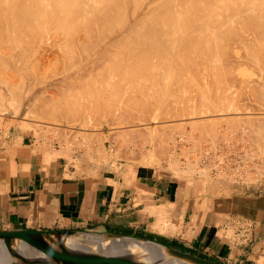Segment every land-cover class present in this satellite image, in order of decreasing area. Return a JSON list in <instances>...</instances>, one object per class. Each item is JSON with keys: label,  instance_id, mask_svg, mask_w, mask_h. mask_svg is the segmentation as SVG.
Listing matches in <instances>:
<instances>
[{"label": "rangeland", "instance_id": "374dc122", "mask_svg": "<svg viewBox=\"0 0 264 264\" xmlns=\"http://www.w3.org/2000/svg\"><path fill=\"white\" fill-rule=\"evenodd\" d=\"M95 1H97V0H95ZM125 1L124 2L127 4H128L127 1H129L130 2L129 6L131 7L132 2L130 0H125ZM138 1H139V5H140V3H141V5H144L146 0L145 1L142 0L141 2H140V0H138ZM22 2H24V1L21 0V3ZM124 2H122V4H121L122 8L125 7ZM18 3H19V1H18ZM134 3H136V2H134ZM133 4H132V6H133ZM129 6H127L126 8L130 9ZM118 9H120V8H118ZM127 9L125 11H123V9H122L123 14L124 15L129 14V16H130L132 10L130 9V11H129ZM115 13L114 14L117 16L119 15V13H120V15H122L121 12H119V10L117 12L115 11ZM114 14H112L113 16H111L112 20H113V18H114V20H115V18H117V17H115ZM93 16L95 18L94 14H93ZM120 17H122V16H120ZM48 20H49V22H56L57 21L56 19H55V21H53L54 19L53 20L48 19ZM49 22H48V24H49ZM57 22H59V21H57ZM115 22H117V21L115 20ZM111 23H112V21H111ZM23 27L21 28L22 31H23ZM28 27L29 26H26L24 28L25 31H24V34H22L23 36L24 35L26 36V39H28L27 37L29 36V35H27L28 32L26 31V30H28V29H26ZM247 29L250 30V28H247ZM244 30H246V29H244ZM29 31H30V28H29ZM19 32H20V30H19ZM25 32H27V34ZM50 32L53 33L54 31L49 30V33ZM22 35L19 37L17 36V38L20 39V37H22L25 39V37H23ZM8 38H7V40H8ZM10 39L14 40V39H16V37L10 38ZM19 39H18V41H19ZM21 39H20V41H22ZM24 39H23L24 43L20 42V44L25 45V43H26L27 46H25V47H28L26 49H23L25 47L22 46L21 50H23V51L26 50L25 52L27 54H25V55H23L25 52L22 53L21 50H20V52L22 53V55L18 51H16L19 49V46H20V44H19V46L17 45L19 43V42H17V40L16 41L8 40V43L12 42V44H14V42H16L15 45H17L18 49L13 48L14 50H12V51L9 49V48H11V46L8 47L9 45H7V43L5 42L7 45V46H5V47H7V49L5 48V51L8 50V52L7 51L3 52L4 48H2V46L5 45V43H1V41H0V43H1L0 44L1 45L0 52L1 51L3 52V53L2 52L0 53V55H1L0 58H3L5 60V61L3 60L4 61L3 65L0 64L1 65L0 66V77H3V78L7 77L4 80H3V78H2V80H0L1 81V85H0L1 88L0 89L4 93L3 94L2 91H0V130L3 127L13 126L14 124H16V125H19L18 128L21 131H23L27 134H31L34 137L50 139L54 142H58L60 147H62V148L65 147L66 151L64 152V154H68V155L82 154L83 156L88 155L89 157L86 156L87 159H89V161L96 159L97 165H100L102 162H107L109 160H114V161L117 160L118 163H128V164H131L135 167L146 168V169L150 170L151 173H153L154 175H156L158 177H165V178H167L173 182H176V183L178 182V184L180 183L179 185L181 186L182 190L184 191L186 197L189 196L191 190H193L195 192L194 188H197V186L199 189L197 188V192H195V193L198 195L199 199L201 197H206V196H211V197L220 196L221 192H222V189H221L222 185H227L229 187H231L233 185H238L239 187L244 186V190L247 193H254L256 190L254 188H251V186L264 182V146H263V144H264V141H263L264 140V101L263 100H262L263 102L257 101L256 98H253V96L255 97V95H253L254 92L250 91V89L251 88L253 89V87L250 86L251 87V88L249 87L250 89L247 88V86H249V84H252L254 79H257L259 76H261V74H263V72L260 68L257 67L258 65H257V62H255L256 60L253 62L252 59H254V57L252 55H251L252 59L251 58L250 59L257 66H254V65H253L254 67L251 66V64H253V63L248 61V60H250L249 58H248V60L244 58L246 61L244 59L242 60V61H245L246 63L249 62L247 65H245L246 64L245 62L240 61L241 58H239L240 63H242V64L245 63V64L243 66H241V64L238 63V64H240V67L238 64H235V66L237 68L234 67V65H233V71H232V68L231 69L228 68V70H226L228 76H226V74H224L225 70L222 67L221 71H223V70L224 71L221 73H223L225 75V77L223 76V79L224 78H225V80L227 79L225 82H222L223 81V79H222V81H221L222 83H220V81L218 82V80H220L219 78L222 77V75L220 77H218L221 74L219 70H217L219 73L218 72H211V74L215 73L214 76H216V73L218 74L216 76V77H218V79H216L215 81H213V79H215L216 77L214 78V76L212 77V76H210V74H208V76H205L210 71H208V70L206 71L205 68L200 66V65H199V67L203 68L204 71H203V69L202 70L199 69V67H197V69H195V70H198V71L200 70L199 71L200 73L195 72V70H194L193 75L195 73L198 75V77L196 76L197 77L196 80L194 77L196 74L193 76L192 73H191V75L189 74L190 75V76H188L189 79L185 80V79H187V76H186L185 72H183L186 77L184 76V74L181 75L182 77H185L184 79L181 77L182 82H184V81H186V82L184 84L182 82L180 83L182 85V88L180 86L181 91L179 90V87H177V85H174L176 87V89L178 88L177 89L178 92L177 93L175 92V94L180 95L183 92L186 95H190V97L195 96L193 98H190V99H192V101L188 103V101H190V100H188L186 102L187 98L186 99L184 98V100H185V103H184L183 102L184 100L181 101L178 99V96H179L178 95L176 97L180 103H177L178 102L177 99L172 98L173 96L175 97V94L172 93L173 89H170V88H173L174 86L173 87L171 86L169 88V90H166L165 91L166 93L165 92L162 93V95H165V96H163L161 103H159V104L157 103L158 105L154 102H153L154 104L152 105V100L150 102V98H149L150 94L148 93L149 96H147V93H145L147 99H146V97H142V99L145 98V99H143V100H145L144 101L145 103L147 102L146 100L149 99L148 103L150 102L152 107L154 108L153 110L151 109V111H152L151 114L149 113L150 110H149L148 114H145V113L141 112L142 109H140L141 110L140 111L139 109L136 108L138 105L135 108H134V106L133 107L131 106L130 108L127 107L126 103L124 102V99H122V98H124V97L126 98L125 94H128L129 92H131V90L125 89V87H121V89H119L120 93H119V95H117L118 97H114L111 95H110L111 96L110 97L109 94H108V96H109L108 97L106 95L108 92L107 91L106 94H104L101 97L102 99L100 97H97V96L94 97L95 94L93 96V94L90 93L89 91L86 92L87 89L84 87H83V89L75 88L76 90L73 89L74 92H72V95H73V93H77L74 95L76 96V100L79 99L78 101L80 102V104H78L79 102L74 100L75 97L74 96L71 97V94H70V92L72 91L71 88L69 89L68 87H66L68 85V83L66 85H65V83H63V82H67V81L71 82L76 77L86 74L85 69L75 71L76 69L75 68H74L75 70L73 69L74 66L70 67L71 65L69 62L71 60H74V63L72 61H71V63H73L74 65L77 64L75 67H78L80 65L79 59L78 60L72 59V58H74L73 56H75V53L73 51L71 52V50H69V49L68 50L71 53H69V51L65 52L67 47L64 46V47H62V49L63 50L65 49V50L63 51L61 49L62 52H65L66 54L69 53L71 55H69V54L66 55L65 53H62L61 50L58 49L57 47H55V49L52 48L53 52L48 53V54H44V48L49 47L48 44H43V47L39 51L36 52L37 49H35V48H37V47L35 46V44L33 43L31 45L32 41H28V40L26 41V39L25 40ZM262 40H264V35L262 36ZM28 42H31L29 44V45H31L30 46L31 49H32V46L34 45L33 48L35 50L34 52H36V53L31 52L32 50L29 49ZM260 42H261V40H260ZM262 44L264 45L263 42L259 43V46ZM15 45H12V47H15ZM259 48H261V47H259ZM263 49H264V47L261 48V50H263ZM237 50L240 51V49H235L234 53H236ZM232 51H234V50H232ZM242 51H240V52H242ZM59 52H61V53H59ZM79 52H80V50L79 51L77 50L76 55H77V57L81 56L80 60L85 59L84 56L82 58V53H83V55L89 53V52H83L82 51V53L80 52L81 53L80 54ZM240 52H239V55H237L238 57L240 56ZM4 53L5 54L10 53V57H9V55H7L8 57L4 56L5 57L4 58L3 57ZM218 53L219 52L216 53V56H220L221 60H222V56L219 55ZM247 53H250V52H247ZM13 54H15V55H13ZM18 54H19V56H18ZM62 54L63 55L65 54V56L61 57ZM241 54L247 58V56L244 55V54H246L245 49H244V54H243V52ZM88 55H90V53ZM88 55H85V56H88ZM213 55H215V54H212V56ZM225 55H227L225 57H229L231 54L229 53V55H228L226 53ZM17 56L19 58L21 57L20 58L21 61L19 60V58ZM67 56H68V58L64 59V57H67ZM69 56L71 59L69 58ZM119 56L121 58V59L119 58V60L122 61L124 58L121 56V54H119ZM192 56L194 57V55H192ZM204 56H207V55H204ZM233 56L237 57L236 54H232L230 57L232 58ZM243 56H241V57L243 58ZM248 56H250V55H248ZM14 57H15V59L17 58L18 61L13 60ZM114 57L112 59H114ZM196 57H199L198 54L193 59H195ZM235 57L232 59L234 60ZM10 58L15 63L9 62L8 59L10 60ZM116 58H118V57H115V59ZM215 58H214V60H220L219 58L218 59H215ZM231 58H230V61H228L227 63L225 62L226 60H224L225 66H226V64L230 65L231 60H232ZM61 59L66 60L67 63L64 61L66 64L69 63V65H68L69 70H70V68H72L73 70L72 69L70 71H68V69L65 70L67 68V66L65 63H64V65L62 64L63 61L61 63ZM67 59H68V61H67ZM131 59H132V57H131ZM211 59H212L211 61H213V57ZM75 60H77V63ZM107 60H109V59H106V61ZM221 60H220V62H221ZM227 60H229V58ZM235 60L238 61V59H235ZM103 61H105V60H102V63H104ZM237 61L234 63H237ZM16 62H17V64H16ZM81 62H82V60H81ZM216 62L219 63V61H216ZM0 63H2V60ZM10 63H11V66H10ZM218 63H217V65H219ZM5 64H7L9 66L7 67V65H5ZM232 64H233V61H232ZM12 65H13V67H12ZM96 65L98 67L95 66L93 68L96 71L99 67L103 66V68H99V70H98L99 72L103 71L102 69L107 67V65H106V67H104V65L99 63V62H97ZM14 66H16V68ZM221 66H223V65L221 64ZM109 68L107 67V69H109ZM100 69H101V71H100ZM110 70H112V69H110ZM110 70H107L108 73ZM114 70L110 71L112 76H110L108 73H105V72L104 73L109 75L110 77L115 78L113 76ZM96 71L93 70L94 73H98V71L97 72ZM201 71L207 72L204 74L205 77L204 76H203L204 78L202 77V79H205V81L207 83H208V79L211 77L210 79H212L211 80L212 82L209 79V81H210L209 85L207 83H206L207 85L205 83H203L204 82L203 80H201V81H203L202 83L200 80H198L199 74H200L199 79H201ZM229 72L231 74L232 73L233 74L231 75ZM229 74L231 75V77ZM96 75H98L97 77H99L100 73H98ZM107 75H105V76H107ZM116 75H118V74H116ZM232 76H234L235 79ZM101 77H103V73H102ZM206 77H208V79ZM8 78L9 79L11 78L10 81L13 84L10 81H7V82L5 81V80H9ZM19 78H20V80H19ZM115 79L113 80V83H114ZM118 79L121 82V79L119 77H118ZM229 79H232V81L233 82L235 81V82L233 83ZM12 80H14V82H16V83H14ZM248 80H251L252 82L248 81ZM259 80H261V77L259 78ZM3 81L6 82V84H4ZM18 81L21 82V85L19 84V86L21 87L19 89H21V90H19V89L17 90V91H19L20 96L18 95V92L16 90H15V92L14 91L9 92V90L6 86L7 84H8V87H9V84H11V85L17 84L18 85V83H17ZM216 81H217V86H216ZM122 82H124V81H122ZM213 82H215L214 83L215 85L213 84ZM245 82H247V83H245ZM115 83H116V81H115ZM210 83L213 85H211ZM218 83H220V84H218ZM256 83H257V81H255V84ZM103 84H102V86H103ZM245 84H247V85H245ZM22 85H23V87H22ZM119 85L120 84H118V86ZM122 85H123V83H122ZM203 85H206V87ZM252 85H254V83ZM19 86H16V87L18 88ZM175 87H174V91H175ZM5 88H7V89H5ZM64 88L69 89V91H70L69 96H68V93L61 92V90L63 91ZM65 89H64V92H65ZM68 89H66V91ZM83 91H85V92H83ZM169 91L173 94V96L171 93H170V95L167 93ZM6 92L8 94H6ZM12 92H14V93L17 92V95H18V96H16L17 99L14 98V100H13L12 96L14 93L12 95L10 94ZM60 93H61V95L65 94V96L69 97V98H66V100L72 98V101L74 100L75 103H77V104H74V102H72L71 100H69V102L71 101L70 102L71 104L69 102H65V100H64L65 96L64 95H62V96H64V98H62L64 101H62V99H59L62 97L60 95ZM108 93H110V92H108ZM183 93H182V95H180L181 99L184 95ZM208 93H210V94H208ZM249 93H250V95H249ZM131 94H134L133 91ZM138 94L140 95V93H137L136 95L139 96ZM167 94L169 95V98H170V96L172 98V99L167 98V104H169L168 106H166L167 104L165 105V102H166L165 97L167 96ZM251 94L253 96H251ZM105 95L107 96L108 99L112 98V97H114V99L113 100L109 99V101L107 100L108 102H106L105 99H107V98H104ZM7 96H9V97H7ZM14 96H15V94H14ZM4 97H5V100H4ZM57 97H59V98H57ZM186 97H189V96H186ZM221 97H223V98H221ZM94 98H96V99L99 98V100L97 99L98 102ZM27 99H29V100H27ZM57 99L60 100L59 101L60 103L59 104L57 103V105H56L55 102H58ZM143 100L141 102H143ZM172 100H174V101H172ZM175 100H176L177 104L174 103ZM120 101H121V103H120ZM168 101H171V102L168 103ZM61 103H62V105H61ZM67 103H68V107L70 105H73L75 107L78 105L76 108L75 107L72 108V106H70L71 107L70 109H72V110L75 109L74 112H76V111L79 112V114H77L78 112L76 113L77 116H75L74 118L71 119V118H66L63 115H54L55 113H57L59 111V110H57L59 108L60 109H62V108L67 109V105L65 107V104H67ZM122 103H125L124 105H126L127 109L123 108L124 106H122ZM148 103H147V105H149ZM155 104L157 105L156 107L154 106ZM188 104H190L192 107L190 108L189 107L190 105H188ZM120 106H122V108ZM162 106H164L165 109H163L164 107H162ZM119 107L124 110V113H123V110H120ZM78 108H79V110H78ZM177 108L178 109L185 108V109L189 110L190 112H192V110L194 112H192V114H191L189 111H187V112L185 111L186 113H189V114H186L184 112V114H186V116L182 112V114L184 115L185 118H183V116L181 115L182 116L181 118L174 117L175 119L178 118L175 120V119H173V117H172L173 115L171 116V114H174V113L176 114ZM118 109L120 110L119 112H118ZM162 109H163V111H162ZM175 109H176V112H175ZM181 111H184V110H181ZM195 112H197V113L200 112V113L196 114ZM162 113H164V114H162ZM165 113H167V114H165ZM177 113H179V112H177ZM194 113L196 115H194ZM124 114L127 116V117L125 116L127 119H124L125 121L120 123L119 122L120 116L121 115L124 116ZM241 114H243V115L240 116ZM178 115H180V113ZM178 115H176V116H178ZM197 115H199V116H197ZM244 115H246L247 118ZM248 115H249V117H248ZM144 116H146V117H144ZM170 116H171V120H169V118H168ZM194 116H196V117H194ZM213 117H215V118L213 119ZM224 117H225V119H224ZM238 117H240V119H239L240 121L237 119ZM255 117H257V118L259 117V118L256 119ZM191 118L193 120H190ZM250 118L253 121L255 119L254 122H257V123L261 122L260 127L262 126V128H263L262 132H261V129L258 126H256L257 124L254 123L253 121H251ZM262 118H263V120H262ZM199 119L207 120L208 122L202 121L203 123L205 122V124H204V126H201L200 125L201 120H199ZM222 119H224V120H222ZM226 119H228V121H230V122L233 121V123L229 122V124H227L228 122ZM244 119L247 121H245ZM188 120H190V121H188ZM225 120H226V123H225ZM256 120H258V121H256ZM121 121H123V120H121ZM192 121H194L193 125L195 127L192 125V129H190ZM213 121H215V122H213ZM196 122L197 123L200 122V123H198L199 126H198V124H196ZM163 123H164V125H163ZM167 123H169L170 126H168L169 124H167ZM253 123L255 124V126L254 125H251V126H253L255 130L257 129L256 131L254 130L255 134L253 131V135H256V136H254L255 137L254 139L256 142L252 140L253 135L251 134L253 128H251L250 124H253ZM175 124L176 125H179V124L185 125L186 124L184 126L185 129H184V127H181L179 129L180 126L177 127ZM160 126H162V127H160ZM163 126H165V127L163 128ZM172 126H173V130H175V131L172 130ZM175 126L178 129H175L176 128ZM168 127L171 128V131L169 132L170 134L167 133V131L170 130V128H168ZM161 128H163V129H161ZM249 128H251V129L249 130ZM134 129H135V131H134ZM136 129L137 130L139 129V130L137 131ZM247 129H248V132H250V134L247 133ZM154 130H156V132H154ZM177 130H179V131H177ZM124 131L126 133H124ZM189 131H190V133H189ZM245 131H246V134H245ZM219 132H222V133H219ZM256 132H258L259 136L256 134ZM165 133H167L169 135V137ZM216 133H218V134H216ZM188 134H190L191 137ZM260 134H262V135H260ZM238 135H240V136H238ZM246 135L248 136V139H247ZM244 136H246V137H244ZM260 136H263V139ZM256 137H257V140L259 138L260 141L259 140L257 141ZM247 140H248V142H247ZM62 141L65 144V146L62 145L63 144ZM174 143H175V145H174ZM181 149H182V151H181ZM220 150L222 152H224V154H225V155L222 154L225 157V169L224 170L218 169L217 164L215 163L214 160L210 161V163H208V164L203 163V161H202V159L204 157L203 155L206 152L212 153V152L220 151ZM56 154H58V153L55 152L54 157L56 156ZM168 160H169V162L171 161V163H173L171 165H173L174 167L171 166L170 164H169L170 167H168V165H167ZM175 166L178 167V169H180V170L176 169ZM171 167H173L175 169H173V168L171 169ZM174 170H176V171H174ZM181 170H184V171L181 172ZM141 171H143V169H141ZM197 171H199V173H197ZM175 173L176 174L178 173L177 176ZM200 173H202V175ZM180 175H181V178H184L183 179L184 181H182V179L180 178L182 182L179 181L180 179L178 178V176L180 177ZM191 182L193 184H195L194 188L191 186L192 185ZM198 183H200V184H198ZM189 184H190V186H188ZM204 187H206V188H204ZM246 187H250V188H246ZM239 190H241V189H239ZM258 191H259V189H258ZM257 194L258 193H256V195ZM202 201H205V198ZM167 215H168L167 212H164L163 216L167 217ZM157 217L161 218L162 216H157ZM0 258H1V255H0Z\"/></svg>", "mask_w": 264, "mask_h": 264}, {"label": "bare ground", "instance_id": "6f19581e", "mask_svg": "<svg viewBox=\"0 0 264 264\" xmlns=\"http://www.w3.org/2000/svg\"><path fill=\"white\" fill-rule=\"evenodd\" d=\"M18 1L20 4L18 3ZM18 1L17 0H0V41H1V43L6 42L7 45H9L8 47L11 46L12 49L9 48L11 51L14 50L13 48L16 49L17 45L19 46L20 42L24 43V41H23L24 38L20 37V39L22 38L21 39L22 41H20V39L17 38V36L19 37L22 34H24V31H25L24 28L26 26H29L28 28H26V29H28V30H26L28 32V34H27V32H25L27 35H29L27 37L28 39H26L25 35L24 36L22 35V36L25 37L26 41L27 40L32 41V43L28 42L29 49L32 50L31 52L35 51L33 48L34 45L32 46V49L30 47L34 43L35 46L37 47V48H35V49H37L36 52L39 51L43 47V44L49 45V47L44 48V54H48V53L53 52V49H55V47H57L58 49L61 50L62 47H64V46L67 47L65 52L71 50V52L73 51L75 53L76 57H77V55H76L77 50L78 51L80 50L81 53H82V51L90 53V55H88L89 53L84 54V55L82 53V58H83V56L85 57V59H81L82 62L80 60L81 56H78L79 58L78 57L76 58L75 56L72 55L74 57L72 59H77V60L79 59L80 65L78 67H75L77 64L74 65L73 64L74 60H71L73 63H71V61L69 62L71 65L70 67L74 66L73 69L75 68L76 69V70L74 69L75 71L85 69L86 74L76 77L71 82H68V81L63 82V83H65V85L68 83V85L66 87H68L69 89L71 88L72 91L70 92L68 88H66V89H68L66 91V89L64 88L65 92H64V89H63V91L61 90V92L68 93V96H69V92H70L71 97L74 96L75 98L74 97L73 98L77 102H79L78 101L79 99L77 98L78 100H76V96L74 95L77 93H73V95H72V92H74L73 89H75V88L83 89V87H84L87 89L86 92L89 91L90 93L93 94V96L95 94L94 97L97 96V97L101 98L104 94H106L107 91L110 92V93L107 92V94H106L107 96L109 94V96L111 95L114 97H118L117 95H119V93H120L119 89H121V87H125V89L131 90V92H129L128 94H125L126 98L124 96H123L124 98H122V99H124V102L126 103L127 107L130 108L131 106L132 107L134 106V108H135L138 105L136 108L139 110L142 109V111L140 110L141 112L148 114V112L150 110L149 113L151 114L152 113L151 109L152 110L154 109L152 107V105L154 103L159 104L162 102L163 96H165V95H162V93L165 92L166 90H169V88L171 86L173 87L174 85H177V87H179V90L181 91L182 85L180 83L182 82V78L184 79L187 76V79H185V80H188L189 79L188 76H190L191 73L193 75L194 70L197 69V67H199V65L204 67L206 71L207 70L210 71L208 73L206 71L203 72L204 69L199 67V69H201V70L203 69V71H201V79H199L200 78V74H199L198 80H200V81L203 80L204 82L201 81V83L203 82L206 84L207 82L205 81V79H202V77L204 76L205 73H207V75H205V76H208V74H210V76L213 77L215 73L214 74L212 73L213 74L212 75L211 72H218L217 70H219L221 73L225 70L224 74H226V76H228V74L226 72V70H228V68L229 69L232 68V71H233V65H234V67H236L235 64L240 63V61H242L244 58L247 60H248V58L252 59V56L254 57V59H252L253 62L256 60L255 62H257L258 66L256 64H254L252 62V60L250 59L248 61L253 63V64L250 63L251 66L254 65V66H257L258 68H260L262 70L263 74H261L262 73L261 72L260 73L261 76H259L257 78L259 80V78L261 77V80H259V81L257 79H254L253 82L251 81L252 79L248 80V81H251L252 84L254 83V85L249 84L250 83L249 82L248 83L249 86H247V88L250 89L251 87H253V89L251 88L250 91L254 92L253 95H255V97L252 94H251V96H253V98H256L257 101H262V100L264 101V49L261 50V48H263L264 45L262 44L259 46V43H262V42L264 43V40H262V36L264 35V0H146V1L144 0L145 1L144 5H141V3L139 5L138 0H130L132 2V4L134 2H136L133 4V6L135 5L134 7L131 4L132 8L129 6L130 2L127 1L128 2V4H127V3H125L126 2L125 0H123V1L122 0H97V1H95V0H22V1H24L22 3H21V0H18ZM121 1L122 2L125 1L124 2L125 3L124 8H122V5H121L122 2ZM141 1L142 0H140V2ZM127 6H129V8L132 10L130 16H129V14H127L128 16L123 14V11H125L127 9L126 8ZM118 8H120V9H118ZM122 9H123V11H122ZM130 9H127V10L130 11ZM114 10L116 12L119 10V12H121V14H122V15H120V13H119V15L122 17H120L119 15L118 16L115 15L116 13ZM93 14L95 15V18L93 16ZM112 14H114L115 17H117V18H115V20L117 22H115L113 17L112 18L114 21L111 19V16H113ZM48 19H51V20L54 19L53 21H55V19H56L59 22H57V21L56 22H49ZM111 21H112V23H111ZM48 22H49V24H48ZM22 27H23V31L21 29ZM29 28H30V31H29ZM247 28H250V30ZM244 29H246V30H244ZM19 30H20V32H19ZM49 30L54 31V32L49 33ZM6 37L7 38L9 37L8 40H10V41L12 40L10 38L16 37V39H14L12 41L17 40V42H19V43L17 45H15L16 42H14V44H12V42H9L10 43L9 44ZM18 39H19V41H18ZM260 40H261V42H260ZM6 43H5V45L2 44L4 46V47L2 46V48H4L3 52H6V51L8 52V50L5 51V48L7 49V47H5V46H7ZM30 43H31V45H29ZM11 44L15 45V47H12ZM20 46H19V49L17 48L18 50H16V51H18L22 55V53L26 51V50H24V51L21 50L22 46L25 47L27 45L25 43V45L20 44ZM259 47H261V48H259ZM0 48H1V45H0ZM26 48H28V47H25L23 49H26ZM235 49H240V51L243 50L242 51L243 54H244V49H245L246 54H244V55L247 56V58L244 57L241 54L242 52H240L239 50H237V52L234 53ZM20 50L22 51V53L20 52ZM62 50H61V52H62ZM232 50H234V51H232ZM36 52H34V53H36ZM61 52H59V53H61ZM65 52H62V53H65ZM71 52L69 51V53H71ZM215 52L216 53L219 52L218 54L222 56L223 61L221 60L220 56H216ZM239 52H240V56L238 57L237 55H239ZM247 52H250V53H247ZM196 53L198 54L199 57H196L195 59H193L197 55ZM226 53L228 55H229V53L231 55L236 54L237 57L233 56L232 58L235 57V59H238V61L240 60L239 58H241V60L239 62L235 59L233 60L230 57L231 55L229 57H225V56H227V55H225ZM4 54H3V57L7 56V55H9V57H10V53L9 54L6 53L5 55ZM15 54H13V55H15ZM25 54H27V53L25 52L23 55H25ZM65 54L64 55L62 54L61 57L65 56ZM68 54H66V55H68ZM114 54L115 55L117 54V55L115 56ZM119 54H121V56L124 58V59L122 58L124 61L119 60V58H120ZM212 54H215V55L212 56ZM69 55H71V54H69ZM85 55H88V56H85ZM192 55H194V57ZM204 55H207V56H204ZM248 55H250V56L252 55V56L250 57ZM18 56H19V54H18ZM114 56L118 57V58L115 59ZM241 56H243V58ZM113 57H114V59H112ZM131 57H132V59H131ZM212 57H213V61H211ZM20 58H19V60H20ZM66 58H68V56L64 57V59H66ZM69 58H70V56H69ZM214 58L215 59L219 58L221 60V62H220V60H214ZM228 58H229V60H227ZM230 58L232 59L231 63H230V65L229 64L227 65L226 63L228 61H230ZM0 59L2 60V63H0V64L3 65V62L5 60L3 58H0ZM64 59L63 60L61 59V63L63 61V63H62L63 65L66 62V60H64ZM106 59H109V60L106 61ZM1 60H0V62H1ZM10 60H11V58H10ZM10 60L8 59L9 62H12V63L14 62V61H12V60L10 61ZM13 60L16 61L17 58L15 59V57H14ZM77 60H75L76 63H77ZM102 60H105L107 63L105 61H103L104 63H102ZM224 60H226L225 61L226 66L224 65ZM67 61H68V59H67ZM216 61H219V63ZM232 61H233V64H232ZM236 61H237V63H234ZM245 61H242V62H245ZM97 62L103 64L104 67H106V65L108 68L110 67L109 69H107V67L102 69L103 71H101V69H100L101 72H99L98 70H99V68H103V66L99 67L97 69L98 73H100L99 77H97L98 75H96L98 73L93 72V70L96 71L93 68L95 66H97L96 65ZM69 63L66 64L67 68L65 70L68 69ZM217 63L219 65H217ZM248 63H246L245 65H247ZM16 64H17V62H16ZM221 64L223 66H221ZM240 64H241V66L244 65L242 63H240ZM240 64H238L239 67H240ZM5 65H7V64H5ZM8 66L9 65H7V67ZM10 66H11V63H10ZM12 67H13V65H12ZM14 67L16 68V66H14ZM222 67L224 69L223 71H221ZM71 69L72 68H70V70ZM110 69H112V70L115 69L113 71V73H114L113 76L115 78L117 77L116 79L113 77H110V76H112L111 72H110L112 70H110ZM70 70L68 69V71H70ZM107 70H110L109 73ZM199 71L195 70V72H199ZM104 72L108 73L110 76L105 74ZM183 72H185L186 76ZM102 73H103V77H101ZM115 73L118 75H116ZM182 74H184L185 77H182L181 76ZM224 74L221 73L218 76V77H220L222 75V77L219 78L220 80H218V82L220 81V83H222V82H225L227 80V79L225 80V78L223 79V76L225 77ZM105 75H107V76H105ZM217 75L218 74L216 73V76ZM231 75H230V77H231ZM196 76L198 77V75L196 74L194 76L195 80L197 79ZM216 76H214V78ZM118 77L121 79V82L124 81V82H122L123 85L120 82V80L118 79ZM218 77L213 79V81L218 79ZM232 77L234 78V76H232ZM0 78H1L0 80H2L3 77H0ZM6 78H3V80ZM206 78L208 79V77H206ZM10 79L5 80V81L6 82L10 81ZM114 79H115L116 83H115V81L113 83ZM209 79H208V83H207L208 85H209V82L212 80V79H210V81H209ZM222 79H223V81H222ZM232 79H229V80L232 81ZM19 80H20V78H19ZM12 81L14 82V80H12ZM255 81H257L256 84H255ZM6 82H4V84H6ZM185 82L186 81H184L182 83L184 84ZM14 83H16V82H14ZM17 83H18V85L15 84L16 86H19V84L21 85L20 81H18ZM214 83L215 82H213V84ZM220 83H218V84H220ZM245 83H247V82H245ZM102 84H103V86H102ZM118 84H120V85L118 86ZM213 84H211V85H213ZM0 85H1V81H0ZM15 85L9 84V87H8V84L6 85L9 92H11V91L15 92V90L17 91L19 88H21L20 86L17 88ZM206 85H203V86L206 87ZM245 85H247V84H245ZM180 86H181V88H180ZM216 86H217V81H216ZM22 87H23V85H22ZM174 87L170 88V89H173L172 93L175 94V92L176 93L178 92V90H177L178 88L176 89V87H175V91H174ZM7 88H5V89H7ZM19 90H21V89H19ZM0 91H2V90L0 89ZM132 91L134 94H131ZM14 92H12L10 94L12 95ZM17 92H18V95L20 96L19 91H17ZM17 92L14 93L15 96L13 94V96H12L13 100H14V98H16V96H18ZM83 92H85V91H83ZM2 93H3V91H2ZM137 93H140V95L138 94L139 96H137L136 95ZM145 93H147V96H149L148 93L150 94L149 98H150V102L152 100V105L150 102L148 103L149 99L146 100L147 101L146 103L144 102L145 100H143L145 98L142 99V97H146ZM167 93L170 95L171 92L169 91ZM182 93L180 95H182ZM6 94H8V93L6 92ZM168 94H167L168 97L167 96L165 97V100H166V102L164 101L165 105L167 104V98H169ZM208 94H210V93H208ZM60 95H61V93H60ZM62 95L65 96V94H62ZM178 95L179 94H175V97H174L172 94V96H173L172 98L177 99L176 96H178ZM249 95H250V93H249ZM64 96H62L61 98H59L60 97L59 96L57 98L62 99V98H64ZM105 96H104V98H107V96L106 97ZM179 96H178V99L181 101H183L184 98L185 99L187 98L186 102L188 100H190V101H188V103L192 101V99H190V98L195 97V96L190 97V95L184 94L182 99H181V96L180 97ZM186 96H189V97H186ZM7 97H9V96H7ZM114 97L109 98V99L113 100ZM66 98H69V97L65 96V98H64L65 102H69V100L72 101V98L67 99L68 101L66 100ZM170 98H171V96H170ZM221 98H223V97H221ZM94 99H96V98H94ZM97 99L99 100V98H97ZM109 99L107 98V99H105V101L108 102ZM146 99H147V97H146ZM178 99H177V101H178L177 103H180ZM4 100H5V97H4ZM27 100H29V99H27ZM64 100L62 99V101H64ZM74 100L72 102H74V104H77V103H75ZM98 100H97V102H98ZM142 100H143V102H141ZM59 101L60 100H58V102H55V104L56 105H57V103L59 104L60 103ZM172 101H174V100H172ZM170 102L171 101H168V103H170ZM183 102L185 103V100ZM120 103H121V101H120ZM125 103H122V106H124L123 107L124 109H127L126 105H124ZM147 103L152 108L149 105H147ZM174 103L177 104L176 100ZM78 104H80V102ZM156 104L154 105L155 107L158 105V104L157 105ZM61 105H62V103H61ZM66 105H67V109L66 108H62V109L59 108V109H57L59 111L57 113H55L54 115H63L66 118L72 119L75 116H77V114H79L78 111L74 112L75 109H73V110L70 109L71 108L70 106H72V108H74L75 106L70 105L68 107V103H67V104H65V107H66ZM168 105L169 104H167L166 106H168ZM188 105H190V104H188ZM122 106H120V107L122 108ZM162 107H164V106H162ZM189 107L191 108L192 106L190 105ZM121 108H120V110H123ZM163 109H165V107ZM163 109H162V111H163ZM78 110H79V108H78ZM120 110L118 109V112ZM181 110H184V111H181ZM185 111L187 112L189 110H187L185 108H182V109L177 108V112H179L180 115H178L179 113H177L176 109H175L176 114L175 113L171 114V116L173 115L172 116L173 119H175L174 117L181 118L182 116H183V118H185L184 115L186 116V114H189V113H186ZM182 112H183V114H184V112L186 114L183 115ZM192 112H194V111L192 110ZM192 112H190V113L192 114ZM123 113H124V110H123ZM195 113L198 114L200 112H198V113L195 112ZM195 113H194V115H196ZM162 114H164V113H162ZM165 114H167V113H165ZM176 115H178V116H176ZM242 115L243 114H241L240 116H242ZM246 115H244V116H246ZM125 116H126L125 114H124V116L123 115L120 116V120H119L120 123L124 122L125 121L124 119H127L126 118L127 116L126 117ZM171 116L168 117L169 120H171ZM197 116H199V115H197ZM144 117H146V116H144ZM194 117H196V116H194ZM248 117H249V115H248ZM178 118H176V119H178ZM214 118L215 117H213V119ZM246 118H247V116H246ZM255 118L258 119L259 117L258 118L255 117ZM224 119H225V117H224ZM224 119H222V120H224ZM237 119L239 120L240 117H238ZM121 120H123V121H121ZM190 120H193V119L191 118ZM190 120H188V121H190ZM199 120H201V119H199ZM226 120L228 122L227 124H229L230 121H228V119H226ZM226 120H225V123H226ZM262 120H263V118H262ZM202 121L208 122L207 120L202 119L200 121L201 126H204V124H205V122L203 123ZM245 121H247V120H245ZM251 121H253V120L251 119ZM254 121H255V119H254ZM256 121H258V120H256ZM193 122L194 121L191 122V128L190 129H192ZM200 122H198V123H200ZM213 122H215V121H213ZM198 123L196 122V124H198ZM230 123H233V121ZM254 123L257 124L256 126H258L262 132L263 128H262V126L260 127L261 122L260 123L254 122ZM254 123L250 124V126L251 125L255 126ZM167 124H169V123H167ZM180 124L176 125L177 127L180 126L179 129L186 125V124L185 125H180ZM163 125H164V123H163ZM168 126H170V124ZM198 126H199V124H198ZM160 127H162V126H160ZM164 127L165 126H163V128ZM177 127L175 129H178ZM163 128H161V129H163ZM168 128H170V127H168ZM251 128H253L252 133H251L253 135V131L255 129L253 126H251ZM251 128H249V130ZM184 129H185V127H184ZM172 130H173V126H172ZM134 131H135V129H134ZM170 131H171V128L169 131H167V133L170 134L169 133ZM173 131H175V130H173ZM177 131H179V130H177ZM190 131H189V133H190ZM255 131H254V134H255ZM154 132H156V130H154ZM124 133H126V132L124 131ZM167 133H165V134H167ZM219 133H222V132H219ZM247 133L250 134V132H248V129H247ZM216 134H218V133H216ZM245 134H246V131H245ZM256 134L258 135V132H256ZM188 135L191 137L190 134H188ZM260 135H262V134H260ZM238 136H240V135H238ZM246 136H244V137H246ZM254 136H256V135H253L252 136L253 138L251 137L253 141H255ZM168 137H169V135H168ZM257 137H256V140H257ZM260 137H262V139H263V136H260ZM247 139H248V136H247ZM258 140H259V138H258ZM247 142H248V140H247ZM174 145H175V143H174ZM263 146H264V144H263ZM181 151H182V149H181ZM63 154L64 153H62V156H63ZM65 155L66 154H64V156ZM51 156H52V154H51ZM86 156H88V155H85V157ZM52 157L54 158V156H52ZM67 157H68V155H67ZM169 160L167 161L168 167H170V165L173 164V163H171V161L169 162ZM171 166H173V165H171ZM173 167H171V169ZM173 169H175V168H173ZM176 169H178V167H176ZM178 170H180V169H178ZM174 171H176V170H174ZM182 171H184V170H181V172ZM140 173H143V171H140ZM197 173H199V171H197ZM177 174H176V176H177ZM200 174L202 175V173H200ZM178 178L180 179L181 175H180V177L178 176ZM181 179H182V181H184L183 180L184 178H181ZM181 179L179 181H181ZM191 184H192L191 186L194 188L195 184H193L192 182H191ZM198 184H200V183H198ZM188 186H190V184ZM197 188H198V186H197ZM204 188H206V187H204ZM169 206L171 207L172 204ZM145 209L147 210V209H149V207H146ZM145 209H144V211H145ZM166 209L163 206H158V207H154V208L150 207L149 214H148V215H153L156 217V223H155L154 227L158 228L160 226V229L162 231H166L171 226H173L177 223H180L179 219L178 220L177 219L172 220L169 218V221H168L166 219V217L163 216L164 212H166ZM147 212H148V210H147ZM156 215L162 216V217L158 218ZM77 236H76L77 238L85 237L89 240H95L96 243L89 244V242H87L85 244H78V243L74 242L75 241L74 238H71L67 241V245L71 246V248H81V249H87V250H91V251L99 250V251H106V252H112V253L115 252L114 249H112V248L108 249L107 248L109 241H107V240L98 241V240H101V237H98L95 235H88V234H86L84 236L83 235L82 236L77 235ZM227 238L225 235V239H227ZM116 241H120V239H117ZM132 251H133V253L136 252V250H132ZM4 253H7L6 249L3 246V244H0V255L4 254Z\"/></svg>", "mask_w": 264, "mask_h": 264}, {"label": "crops", "instance_id": "0c3cea01", "mask_svg": "<svg viewBox=\"0 0 264 264\" xmlns=\"http://www.w3.org/2000/svg\"><path fill=\"white\" fill-rule=\"evenodd\" d=\"M18 127L0 130V231L112 233L158 241L216 264H264V182L251 186L254 193L222 185L220 196L199 199L194 188L186 197L178 183L146 168L62 156L66 150L58 142ZM158 206L167 208L168 221L180 223L166 231L154 227L156 217L148 214Z\"/></svg>", "mask_w": 264, "mask_h": 264}, {"label": "water", "instance_id": "95a60500", "mask_svg": "<svg viewBox=\"0 0 264 264\" xmlns=\"http://www.w3.org/2000/svg\"><path fill=\"white\" fill-rule=\"evenodd\" d=\"M86 234L101 237L98 241H109L107 248L115 252L91 251L67 245L71 238L78 244L96 243L85 237L77 238V235ZM0 244L7 252L1 254L0 264H216L158 241L93 231H0Z\"/></svg>", "mask_w": 264, "mask_h": 264}, {"label": "built area", "instance_id": "2783aa9c", "mask_svg": "<svg viewBox=\"0 0 264 264\" xmlns=\"http://www.w3.org/2000/svg\"><path fill=\"white\" fill-rule=\"evenodd\" d=\"M224 152L215 151V152H206L203 156V163L208 164L210 161L214 160L217 164L218 169L224 170L225 169V157L223 156ZM222 156V157H221Z\"/></svg>", "mask_w": 264, "mask_h": 264}]
</instances>
